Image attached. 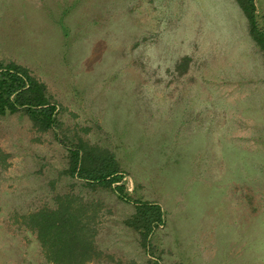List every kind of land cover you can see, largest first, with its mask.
I'll return each instance as SVG.
<instances>
[{
  "label": "rangeland",
  "instance_id": "rangeland-1",
  "mask_svg": "<svg viewBox=\"0 0 264 264\" xmlns=\"http://www.w3.org/2000/svg\"><path fill=\"white\" fill-rule=\"evenodd\" d=\"M0 62L62 123L0 117V264H52L22 217L65 195L92 217L88 264H264V56L234 0H0ZM78 139L115 156L130 200L67 174ZM135 202L163 212L146 248Z\"/></svg>",
  "mask_w": 264,
  "mask_h": 264
},
{
  "label": "trees",
  "instance_id": "trees-1",
  "mask_svg": "<svg viewBox=\"0 0 264 264\" xmlns=\"http://www.w3.org/2000/svg\"><path fill=\"white\" fill-rule=\"evenodd\" d=\"M234 1L247 20L250 37L264 56V23L259 25L257 21L255 0ZM59 112L46 85L27 68L0 62V117L22 114L34 128L48 132L60 129ZM60 142L66 146V140ZM69 144L68 175L91 188L109 189L130 200L124 186L117 185L123 179L122 172L111 152L81 139ZM55 201L54 209H41L22 217L24 226L36 235L45 259L52 264H88L98 258L89 209L71 195L58 196ZM134 206V214L124 225L138 232L141 246L146 248L152 231L163 223V212L156 203L135 202Z\"/></svg>",
  "mask_w": 264,
  "mask_h": 264
}]
</instances>
